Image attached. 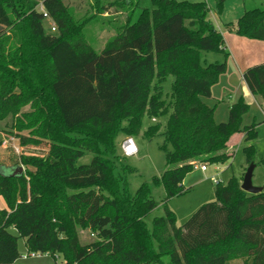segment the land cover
Returning <instances> with one entry per match:
<instances>
[{
  "label": "trees",
  "instance_id": "trees-1",
  "mask_svg": "<svg viewBox=\"0 0 264 264\" xmlns=\"http://www.w3.org/2000/svg\"><path fill=\"white\" fill-rule=\"evenodd\" d=\"M224 1L215 0L218 11ZM151 3L134 21L133 0L109 3L124 8L126 19L96 51L83 36L84 20H75L62 0H0V122L11 117L10 134L21 147L46 146L43 155L18 157L21 174L0 173L3 264L18 257L17 237L27 253L62 256L50 264H264V189L248 193L236 177L217 183L215 199L181 226L165 204L188 190L182 181L195 161L223 163L232 135L252 142L257 131L255 122L242 125L249 106L241 96L224 122H215L214 106L202 100L226 69L225 61L202 58L224 51L208 3ZM97 4L105 8V1ZM47 17L54 30H45ZM235 32L264 42V9L245 10ZM242 79L264 100V62L243 70ZM144 116L164 120L144 135L150 139L162 128L160 148L173 167L130 192L125 171L133 169L122 164L117 137L139 134ZM86 152L90 161L77 163ZM242 152L247 166L257 165L252 143ZM158 185L164 214L148 225ZM81 230L94 239L81 243Z\"/></svg>",
  "mask_w": 264,
  "mask_h": 264
},
{
  "label": "rangeland",
  "instance_id": "rangeland-1",
  "mask_svg": "<svg viewBox=\"0 0 264 264\" xmlns=\"http://www.w3.org/2000/svg\"><path fill=\"white\" fill-rule=\"evenodd\" d=\"M67 5L75 20H84L82 28L83 36L86 41L96 50L99 51L105 44L106 40L115 33V28L122 25L126 19V10L120 8L114 3L116 0H99L105 1L104 9L98 8V0H62ZM128 0H126L127 2ZM189 2L206 1L211 8L208 13V19L221 32L223 36L224 51L202 52V58L206 62L225 61V72L220 74L216 83L211 87V97H203L202 100L210 107L214 106L215 122H224L228 118V108L231 103L242 97L248 104V111L242 116V125L256 124L257 138L252 142H246L240 134H234L228 141L227 152L230 155L228 160L223 163L207 162L206 170L200 169V161L193 163L192 170L187 173L182 181V186L188 189L186 192L171 197L166 200V206L173 212L177 226L183 223L199 208L200 205L215 199L214 180L219 184H226L231 177L242 178L245 168L247 167L245 155L242 152L244 146L252 143L255 154L254 166L252 172V184L264 189V100L259 96L252 95L247 89L240 70L248 66L264 62V43L258 40L242 38L235 32L237 19L245 10L260 8L264 9V0H225L221 10L216 9L215 0H178ZM121 2V0H119ZM134 5L129 6L131 9V20L134 21L141 8H152L151 0H133ZM54 22L50 18L44 20L45 30ZM173 77L168 76L163 82V94L170 91V84ZM24 107L23 110H27ZM163 119L153 120L146 116L142 118V127L137 135L132 139L137 147V153L131 156H124L120 150V143L125 138L119 134L117 137V153L121 156L123 165L133 169L125 171V179L128 183L130 192H134L143 182H149L153 176H160L163 171L171 166H167L164 159V152L160 145L163 136L159 134L152 138L144 135L145 129L156 122L163 124ZM11 117H7L0 122V173L10 174L11 170H17L18 157L21 154L43 155L46 152V146L38 147H21L18 139L11 136L10 131ZM23 134L26 131L22 132ZM92 155L86 152L77 163L86 164L90 161ZM24 169V167H22ZM23 172V170H22ZM152 196L158 202V206L146 217V222L150 225L153 217L164 214V196L165 191L162 185L152 188ZM0 208H6L4 200L0 197ZM8 233L17 236L16 230L10 228ZM80 242L88 243L94 239L88 230L80 231ZM18 257L11 264H50L53 262L60 263L62 256L53 258L46 255L28 256L22 259V255H27L24 240L17 237L15 240ZM6 250V248H4ZM0 249V253L4 252ZM241 260H232L228 264H239ZM0 264H3L0 262Z\"/></svg>",
  "mask_w": 264,
  "mask_h": 264
},
{
  "label": "water",
  "instance_id": "water-1",
  "mask_svg": "<svg viewBox=\"0 0 264 264\" xmlns=\"http://www.w3.org/2000/svg\"><path fill=\"white\" fill-rule=\"evenodd\" d=\"M255 164H253L252 162L248 164V166L246 167L243 176H242V180L240 182V188L248 193H258L260 192L263 188L259 187V186H254L252 184V172L254 169ZM17 170H11V173L9 175H19L22 173V167L18 166Z\"/></svg>",
  "mask_w": 264,
  "mask_h": 264
},
{
  "label": "built area",
  "instance_id": "built-area-1",
  "mask_svg": "<svg viewBox=\"0 0 264 264\" xmlns=\"http://www.w3.org/2000/svg\"><path fill=\"white\" fill-rule=\"evenodd\" d=\"M50 29L54 30V24L50 25ZM120 150L124 156H131L137 153V147L132 139V137H125L120 143ZM201 170H206V165L204 163L200 164ZM214 183H219L218 180H214ZM37 254L28 253L27 255H22V259L27 258L28 256H35Z\"/></svg>",
  "mask_w": 264,
  "mask_h": 264
},
{
  "label": "crops",
  "instance_id": "crops-1",
  "mask_svg": "<svg viewBox=\"0 0 264 264\" xmlns=\"http://www.w3.org/2000/svg\"><path fill=\"white\" fill-rule=\"evenodd\" d=\"M241 37V36H240ZM242 38H245V37H242ZM262 42V41H261ZM264 43V42H263ZM248 67H250V66H248ZM246 68H241V70H240V73H241V76H242V72H243V70H245Z\"/></svg>",
  "mask_w": 264,
  "mask_h": 264
}]
</instances>
